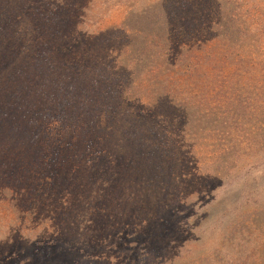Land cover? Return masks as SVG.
I'll list each match as a JSON object with an SVG mask.
<instances>
[{
	"label": "trees",
	"instance_id": "16d2710c",
	"mask_svg": "<svg viewBox=\"0 0 264 264\" xmlns=\"http://www.w3.org/2000/svg\"><path fill=\"white\" fill-rule=\"evenodd\" d=\"M97 1L0 0V37L8 38L2 62L17 59L28 75L26 85L0 87V123L12 110L23 112L47 141L33 165H16L13 149H0L5 193L28 192L38 180L43 192H72L85 166L65 161L70 153L93 158L98 167L89 180L114 171L120 177L126 161L162 172L169 154L197 146L200 134H221L220 153L231 154L237 140L254 137L250 125L264 120V0H104L124 8L120 23H102L110 8L100 15ZM20 21L29 26L22 33ZM63 80L74 89H62L94 110L82 122L73 113L71 126L62 111L36 106L48 96L45 86ZM36 87L44 89L34 98ZM80 139L88 144L83 151L75 148Z\"/></svg>",
	"mask_w": 264,
	"mask_h": 264
},
{
	"label": "rangeland",
	"instance_id": "374dc122",
	"mask_svg": "<svg viewBox=\"0 0 264 264\" xmlns=\"http://www.w3.org/2000/svg\"><path fill=\"white\" fill-rule=\"evenodd\" d=\"M103 2L97 1L100 15L110 9L102 23L122 22L124 8ZM16 27L22 33L29 26L20 21ZM0 42V87L26 85L28 75L17 59L2 62L7 36ZM14 75L17 81L11 80ZM61 84L74 89L67 80L56 83L57 89L45 86L48 96L36 106L62 111L69 126L74 114L81 121L94 113L89 100L76 99ZM43 89L36 87L34 98ZM23 115L28 119L12 110L0 123V149H13L9 154L16 165H33L44 156L47 141L37 138V128ZM230 132L228 137L236 139ZM250 132L256 137H247V144L237 140L231 154L220 153L221 134L217 140L200 134L197 146H184L183 155L169 154L166 170L144 171L126 161L127 172L120 177L114 171L89 180L91 167H98L90 163L93 158L70 153L65 161L85 168L83 180L74 181L79 186L67 194L56 188L43 192L39 180L22 194L0 187V264H264V120L250 125ZM86 146L80 139L75 148Z\"/></svg>",
	"mask_w": 264,
	"mask_h": 264
}]
</instances>
